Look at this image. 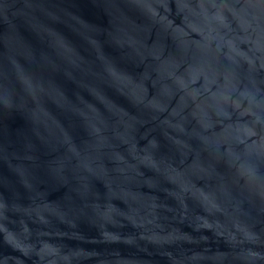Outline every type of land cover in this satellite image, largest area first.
<instances>
[{"label": "water", "instance_id": "95a60500", "mask_svg": "<svg viewBox=\"0 0 264 264\" xmlns=\"http://www.w3.org/2000/svg\"><path fill=\"white\" fill-rule=\"evenodd\" d=\"M0 264H264V0H0Z\"/></svg>", "mask_w": 264, "mask_h": 264}]
</instances>
